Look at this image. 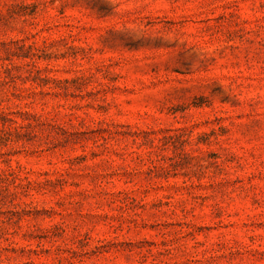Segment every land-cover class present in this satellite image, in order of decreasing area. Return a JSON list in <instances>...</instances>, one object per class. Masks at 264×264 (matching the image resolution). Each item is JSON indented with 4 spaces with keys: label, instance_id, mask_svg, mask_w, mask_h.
Listing matches in <instances>:
<instances>
[{
    "label": "rangeland",
    "instance_id": "obj_1",
    "mask_svg": "<svg viewBox=\"0 0 264 264\" xmlns=\"http://www.w3.org/2000/svg\"><path fill=\"white\" fill-rule=\"evenodd\" d=\"M0 264H264V0H0Z\"/></svg>",
    "mask_w": 264,
    "mask_h": 264
}]
</instances>
